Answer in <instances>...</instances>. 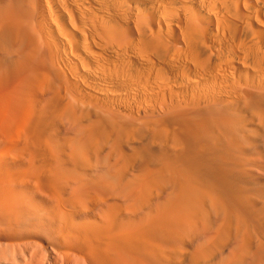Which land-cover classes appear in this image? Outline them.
Listing matches in <instances>:
<instances>
[{"label": "bare ground", "instance_id": "6f19581e", "mask_svg": "<svg viewBox=\"0 0 264 264\" xmlns=\"http://www.w3.org/2000/svg\"><path fill=\"white\" fill-rule=\"evenodd\" d=\"M0 264H264V0H0Z\"/></svg>", "mask_w": 264, "mask_h": 264}]
</instances>
